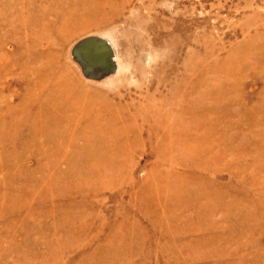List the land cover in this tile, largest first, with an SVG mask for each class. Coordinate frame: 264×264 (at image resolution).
<instances>
[{
  "label": "rangeland",
  "instance_id": "1",
  "mask_svg": "<svg viewBox=\"0 0 264 264\" xmlns=\"http://www.w3.org/2000/svg\"><path fill=\"white\" fill-rule=\"evenodd\" d=\"M0 264H264V0H0Z\"/></svg>",
  "mask_w": 264,
  "mask_h": 264
}]
</instances>
